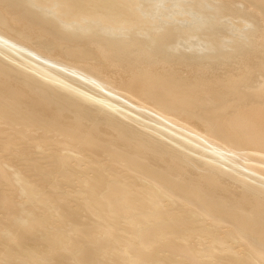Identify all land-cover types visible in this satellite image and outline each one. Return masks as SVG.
<instances>
[{
    "label": "bare ground",
    "instance_id": "bare-ground-1",
    "mask_svg": "<svg viewBox=\"0 0 264 264\" xmlns=\"http://www.w3.org/2000/svg\"><path fill=\"white\" fill-rule=\"evenodd\" d=\"M0 264H264V0H0Z\"/></svg>",
    "mask_w": 264,
    "mask_h": 264
}]
</instances>
